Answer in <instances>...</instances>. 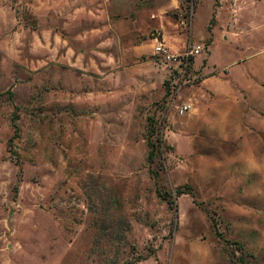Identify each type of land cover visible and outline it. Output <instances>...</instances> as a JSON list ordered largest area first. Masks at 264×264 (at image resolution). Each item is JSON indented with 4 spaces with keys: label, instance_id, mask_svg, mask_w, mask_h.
Listing matches in <instances>:
<instances>
[{
    "label": "rangeland",
    "instance_id": "374dc122",
    "mask_svg": "<svg viewBox=\"0 0 264 264\" xmlns=\"http://www.w3.org/2000/svg\"><path fill=\"white\" fill-rule=\"evenodd\" d=\"M0 264H264V0H0Z\"/></svg>",
    "mask_w": 264,
    "mask_h": 264
},
{
    "label": "built area",
    "instance_id": "2783aa9c",
    "mask_svg": "<svg viewBox=\"0 0 264 264\" xmlns=\"http://www.w3.org/2000/svg\"><path fill=\"white\" fill-rule=\"evenodd\" d=\"M154 54L163 63L171 65L173 70L179 73L185 74L189 63L194 56H197L201 51L200 45L192 46L191 48L185 50L182 55H173L168 51V47L163 43L156 40L153 46ZM190 108L189 105H184L179 109V113L183 114Z\"/></svg>",
    "mask_w": 264,
    "mask_h": 264
},
{
    "label": "trees",
    "instance_id": "16d2710c",
    "mask_svg": "<svg viewBox=\"0 0 264 264\" xmlns=\"http://www.w3.org/2000/svg\"><path fill=\"white\" fill-rule=\"evenodd\" d=\"M156 141H157V144H154V141H152L151 139L148 141L149 151H148L147 159L149 162L153 161V159H155L161 153L159 151L158 145L163 144L162 138L160 139L159 137H157ZM178 193H180V195L182 194V192L180 191Z\"/></svg>",
    "mask_w": 264,
    "mask_h": 264
},
{
    "label": "crops",
    "instance_id": "0c3cea01",
    "mask_svg": "<svg viewBox=\"0 0 264 264\" xmlns=\"http://www.w3.org/2000/svg\"><path fill=\"white\" fill-rule=\"evenodd\" d=\"M202 82H204V81H202Z\"/></svg>",
    "mask_w": 264,
    "mask_h": 264
}]
</instances>
